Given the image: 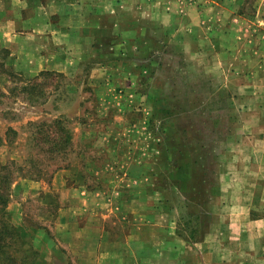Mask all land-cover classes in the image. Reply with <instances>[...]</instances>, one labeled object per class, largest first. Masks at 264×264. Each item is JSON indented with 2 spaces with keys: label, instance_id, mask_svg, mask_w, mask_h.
Returning <instances> with one entry per match:
<instances>
[{
  "label": "crops",
  "instance_id": "1",
  "mask_svg": "<svg viewBox=\"0 0 264 264\" xmlns=\"http://www.w3.org/2000/svg\"><path fill=\"white\" fill-rule=\"evenodd\" d=\"M176 10L175 0H0V49L25 73L73 75L83 62L94 61L90 84L107 90L104 81L115 63L138 68L139 74L145 70L140 50L167 39L165 21L177 18ZM254 72L264 79L263 69ZM254 89L264 92V80ZM90 130L75 118L67 126L74 158L50 178L24 176L11 184L6 219L23 240L33 241L32 264H264V125L237 134L244 142L219 164L212 193L219 198L208 209L201 191L192 197L177 193L175 199L174 190L202 168L184 159L172 158L163 170L155 155L150 166L129 163L116 181L91 187L83 158L86 142L93 145L96 138ZM170 171L179 181L169 178ZM163 173L169 206L158 182ZM29 203L39 210L42 226L27 222ZM175 203L197 208L195 222L203 229L198 238L179 231L171 214Z\"/></svg>",
  "mask_w": 264,
  "mask_h": 264
},
{
  "label": "rangeland",
  "instance_id": "2",
  "mask_svg": "<svg viewBox=\"0 0 264 264\" xmlns=\"http://www.w3.org/2000/svg\"><path fill=\"white\" fill-rule=\"evenodd\" d=\"M175 1L180 22L168 17L167 39L140 50L139 65L145 70L139 74L137 67L135 71L115 63L104 81L107 90L90 84L94 61L83 62L73 75L25 73L1 48L0 174L12 183L24 176L50 178L56 167L74 158L69 148H75V142L69 146L64 139L67 126L80 118L96 132L83 155L91 187L116 181L129 163L150 166L157 155L163 170L169 169L172 158L197 161L201 171L197 168L193 179L174 190L175 199L177 193L192 197L201 191L205 207L215 205L219 164L244 142L237 134L260 131L264 125V92L254 89L264 80L254 75L255 69L264 70V0ZM171 174L169 178L179 181ZM158 182L169 206L166 174ZM170 206L174 221L180 222L178 211L187 215V231L198 238L203 229L195 222L197 208ZM27 209L30 226H42L37 207L29 203ZM209 220L204 219L206 228ZM26 247L33 249V241H26Z\"/></svg>",
  "mask_w": 264,
  "mask_h": 264
},
{
  "label": "trees",
  "instance_id": "3",
  "mask_svg": "<svg viewBox=\"0 0 264 264\" xmlns=\"http://www.w3.org/2000/svg\"><path fill=\"white\" fill-rule=\"evenodd\" d=\"M54 122L58 121L54 120ZM68 140V136H66L64 143L68 142ZM196 159L199 160V158ZM194 163H197V161ZM11 184L12 182L8 177L0 174V264H32L36 251L30 247V249L24 248L26 241L21 238L17 229L6 219V207L10 197ZM197 193L198 191L195 194L197 195ZM185 195L189 196L187 193ZM184 206L185 208L188 207L187 205ZM179 209L181 211V205H179ZM186 216L182 213L178 226L179 231L182 233L190 229L184 223ZM191 232H194V230L191 229ZM191 238H197L196 234L192 233ZM14 242H17V246Z\"/></svg>",
  "mask_w": 264,
  "mask_h": 264
}]
</instances>
